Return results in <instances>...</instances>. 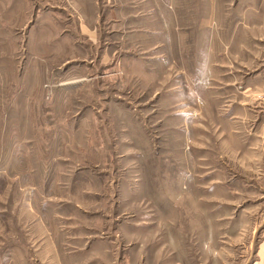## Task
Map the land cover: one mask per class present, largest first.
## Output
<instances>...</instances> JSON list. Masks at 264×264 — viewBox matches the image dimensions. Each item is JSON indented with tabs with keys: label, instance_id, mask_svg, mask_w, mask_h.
<instances>
[{
	"label": "rangeland",
	"instance_id": "rangeland-1",
	"mask_svg": "<svg viewBox=\"0 0 264 264\" xmlns=\"http://www.w3.org/2000/svg\"><path fill=\"white\" fill-rule=\"evenodd\" d=\"M47 238L264 264V0H0V264Z\"/></svg>",
	"mask_w": 264,
	"mask_h": 264
},
{
	"label": "crops",
	"instance_id": "crops-1",
	"mask_svg": "<svg viewBox=\"0 0 264 264\" xmlns=\"http://www.w3.org/2000/svg\"><path fill=\"white\" fill-rule=\"evenodd\" d=\"M50 238H47V240L42 241V245H44L43 243H45V247L49 248L50 252H49V257L50 260H43L41 255L43 253H40L38 251H35L33 248L31 249L34 257L31 255V252L29 251V255L28 256H22L24 261L21 264H36L38 262V259L41 258V262L43 264H62L61 258L59 257V255L57 254V252H55L54 250L51 249L50 247V242H49ZM30 256V258H29Z\"/></svg>",
	"mask_w": 264,
	"mask_h": 264
}]
</instances>
